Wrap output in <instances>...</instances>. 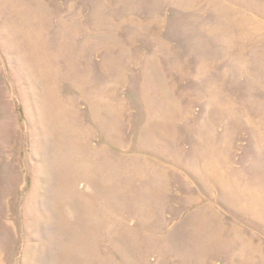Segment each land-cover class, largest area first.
Instances as JSON below:
<instances>
[{"label":"rangeland","instance_id":"obj_1","mask_svg":"<svg viewBox=\"0 0 264 264\" xmlns=\"http://www.w3.org/2000/svg\"><path fill=\"white\" fill-rule=\"evenodd\" d=\"M0 264H264V0H0Z\"/></svg>","mask_w":264,"mask_h":264}]
</instances>
